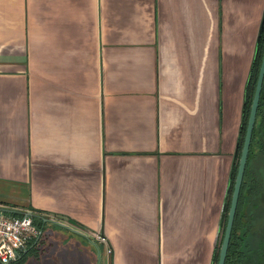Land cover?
Instances as JSON below:
<instances>
[{
    "label": "crops",
    "instance_id": "1",
    "mask_svg": "<svg viewBox=\"0 0 264 264\" xmlns=\"http://www.w3.org/2000/svg\"><path fill=\"white\" fill-rule=\"evenodd\" d=\"M263 17L0 0V207L46 219L21 264H214Z\"/></svg>",
    "mask_w": 264,
    "mask_h": 264
},
{
    "label": "trees",
    "instance_id": "2",
    "mask_svg": "<svg viewBox=\"0 0 264 264\" xmlns=\"http://www.w3.org/2000/svg\"><path fill=\"white\" fill-rule=\"evenodd\" d=\"M263 54H264V17L260 29V34L258 37L254 63L252 66L250 78L246 88L243 122L240 132L239 143H238L237 159L232 174L226 210L224 213L222 237L214 257V264H217L219 259L220 246L225 232L228 211L231 203V196L234 189L235 178L238 170L239 158L244 143L251 104L255 93V88L257 84V79L259 75ZM260 159L264 161V85L261 94L256 125L254 128L252 144L250 148L248 163H247L244 182L239 199V204H238V209L235 218L226 264H250L253 257H255L253 258V261L255 263L264 264V243L260 242L259 244H257L255 248H253L250 243L253 237L255 236L256 223L259 222L258 216L260 217V215L262 214V210H264V204H263L264 175L259 165H254L253 167V163H252L253 160L255 162ZM247 203L250 205V208L249 210L247 209V211L245 212V208L246 206H248ZM12 215L16 216V214H12ZM36 218L38 217L33 218L34 223L35 224L39 223V225H41L42 224L41 221L43 220L40 218H38L39 220H36ZM41 226H39L40 229ZM33 251L34 248L30 252ZM25 257L26 255H24L22 259L17 260L13 264H21V262L25 259Z\"/></svg>",
    "mask_w": 264,
    "mask_h": 264
},
{
    "label": "water",
    "instance_id": "3",
    "mask_svg": "<svg viewBox=\"0 0 264 264\" xmlns=\"http://www.w3.org/2000/svg\"><path fill=\"white\" fill-rule=\"evenodd\" d=\"M263 85H264V54H263V58H262V62H261L260 70H259V75L257 79L254 97H253L252 104H251L248 125H247V129L245 133L243 147L241 150V155L239 158L237 175L235 178L234 189H233L232 196H231V203H230V207L228 211L225 232H224L223 240L220 246L219 259H218L217 264H226L230 241L232 238V232H233L234 223H235V218L237 214L239 199H240L241 190H242L245 172H246V167L248 163L250 148L252 144L254 128L256 125ZM0 212H4L6 214H16L15 211L11 209L3 208V207H0ZM21 215L24 217H31V218L38 217L42 219L43 221H46L45 217L38 216L31 212L21 213ZM27 253L28 251H25L23 255H20L18 257L17 260L22 259V257L26 255Z\"/></svg>",
    "mask_w": 264,
    "mask_h": 264
},
{
    "label": "built area",
    "instance_id": "4",
    "mask_svg": "<svg viewBox=\"0 0 264 264\" xmlns=\"http://www.w3.org/2000/svg\"><path fill=\"white\" fill-rule=\"evenodd\" d=\"M42 236L33 218L0 212V264H13L20 255L29 251ZM98 242L108 245L107 238L95 233Z\"/></svg>",
    "mask_w": 264,
    "mask_h": 264
},
{
    "label": "rangeland",
    "instance_id": "5",
    "mask_svg": "<svg viewBox=\"0 0 264 264\" xmlns=\"http://www.w3.org/2000/svg\"><path fill=\"white\" fill-rule=\"evenodd\" d=\"M252 163H253V167H254V165H259V167H260V169L264 175V161H262L260 159V160H257L254 162V160H253ZM247 205L248 206H246L245 212L247 211V209L249 210V208H250V205L248 203H247ZM258 218H259V222L256 223L255 236L253 237V239L250 242L251 246L253 248H255L257 246V244H259L260 242L264 243V210H262V214L260 215V217L258 216ZM36 226H38V225L36 224ZM253 258H255V257H253ZM253 258H252L250 264H258V263H255L253 261Z\"/></svg>",
    "mask_w": 264,
    "mask_h": 264
}]
</instances>
